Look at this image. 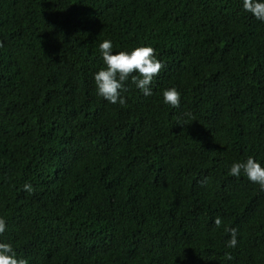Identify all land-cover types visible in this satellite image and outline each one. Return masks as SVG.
<instances>
[{"label": "trees", "instance_id": "1", "mask_svg": "<svg viewBox=\"0 0 264 264\" xmlns=\"http://www.w3.org/2000/svg\"><path fill=\"white\" fill-rule=\"evenodd\" d=\"M106 39L156 50L152 95L97 94ZM0 43V243L28 264H264V190L229 174L264 166V21L243 0H0Z\"/></svg>", "mask_w": 264, "mask_h": 264}, {"label": "clouds", "instance_id": "2", "mask_svg": "<svg viewBox=\"0 0 264 264\" xmlns=\"http://www.w3.org/2000/svg\"><path fill=\"white\" fill-rule=\"evenodd\" d=\"M243 8L251 13L256 19L264 21V0H243ZM0 43V47H2ZM104 67L94 74V81L97 94L112 104H125L126 100L121 96L122 91H126L125 82L131 77V81L145 95H152L151 84L155 76L165 67L162 60L157 59L156 50L149 45H141L132 48L130 51L121 50L113 52V44L110 40H104L99 45ZM180 92L171 87L163 92V100L172 107H179ZM244 174L251 182L260 185L264 190V166H261L252 156L244 161L234 162L229 170V174L239 177ZM23 189L29 194L34 192L31 184L25 183ZM217 228L222 226V218H214ZM6 230V221L0 217V234ZM231 238L227 247L234 248L237 241V229L226 228ZM227 260H232L230 252L225 253ZM0 264H28L24 258H19L10 243H0Z\"/></svg>", "mask_w": 264, "mask_h": 264}]
</instances>
